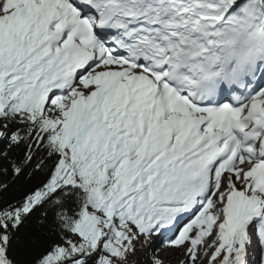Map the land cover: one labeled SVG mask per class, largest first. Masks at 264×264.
<instances>
[{
	"label": "snow or ice",
	"instance_id": "obj_1",
	"mask_svg": "<svg viewBox=\"0 0 264 264\" xmlns=\"http://www.w3.org/2000/svg\"><path fill=\"white\" fill-rule=\"evenodd\" d=\"M0 138V264H264V0H0Z\"/></svg>",
	"mask_w": 264,
	"mask_h": 264
},
{
	"label": "trees",
	"instance_id": "obj_2",
	"mask_svg": "<svg viewBox=\"0 0 264 264\" xmlns=\"http://www.w3.org/2000/svg\"><path fill=\"white\" fill-rule=\"evenodd\" d=\"M21 130H23L21 128ZM7 147V142L0 138V150H3ZM24 155L23 149H14L10 155L12 160H16L18 158H22ZM46 155V154H45ZM6 166L2 161H0V167ZM33 171L32 168H28L25 170L23 175L16 176L11 170L7 174L0 173V184H6L7 189H0V206H3L5 203H12L22 199L24 194L28 192L33 186L38 185L40 181L44 179V173L40 171H36L34 175H29ZM32 221L27 222L26 229H22V231H32L31 228ZM57 239V237L50 236L48 240H44L41 242V247L46 246L47 243L52 242V240ZM40 250V248H31L24 253H20L18 247L14 244V248L12 254L17 256L18 259L22 261H30ZM140 264H148V260H141Z\"/></svg>",
	"mask_w": 264,
	"mask_h": 264
},
{
	"label": "rangeland",
	"instance_id": "obj_3",
	"mask_svg": "<svg viewBox=\"0 0 264 264\" xmlns=\"http://www.w3.org/2000/svg\"><path fill=\"white\" fill-rule=\"evenodd\" d=\"M153 252L164 258L165 264H181L182 261L186 260V247H168L166 243L158 245L156 235L153 234L135 256H129V264H140L141 260H148ZM197 264H208V258L198 259Z\"/></svg>",
	"mask_w": 264,
	"mask_h": 264
}]
</instances>
